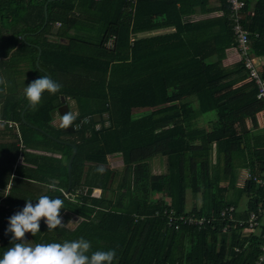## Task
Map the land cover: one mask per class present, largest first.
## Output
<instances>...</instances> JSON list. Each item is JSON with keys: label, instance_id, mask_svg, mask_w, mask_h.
<instances>
[{"label": "trees", "instance_id": "trees-1", "mask_svg": "<svg viewBox=\"0 0 264 264\" xmlns=\"http://www.w3.org/2000/svg\"><path fill=\"white\" fill-rule=\"evenodd\" d=\"M244 2L252 52L263 58L264 0ZM230 13L228 0H0V253L7 215L49 195L63 199V224L47 229L41 218L26 243L84 237L92 251L115 249L113 264H254L264 226L246 224L264 203L254 179L264 176V142L248 149L243 187L227 168L242 152L247 160V119L257 127L264 103L242 60L223 65L236 45ZM45 73L61 87L33 108L24 86ZM65 104L75 119L57 127ZM206 114H215L210 129L197 125ZM116 154L122 170L108 167ZM82 185L102 193L82 194ZM189 189L202 190L200 206L187 208ZM229 205L243 225L176 228L165 213L210 217Z\"/></svg>", "mask_w": 264, "mask_h": 264}, {"label": "clouds", "instance_id": "clouds-1", "mask_svg": "<svg viewBox=\"0 0 264 264\" xmlns=\"http://www.w3.org/2000/svg\"><path fill=\"white\" fill-rule=\"evenodd\" d=\"M61 85L49 74L38 76L24 86L23 93L29 104L35 108L46 90L54 94ZM75 119L71 112L61 115L62 126H68ZM103 172V168L97 169ZM63 208L61 196L41 195L33 203L25 200L23 207L7 218L5 234L11 233L6 251L0 253V264H113L115 249L91 250V243L84 237L63 242L26 243L25 233L34 236L40 231L41 218L47 229L62 225L59 215Z\"/></svg>", "mask_w": 264, "mask_h": 264}, {"label": "built area", "instance_id": "built-area-1", "mask_svg": "<svg viewBox=\"0 0 264 264\" xmlns=\"http://www.w3.org/2000/svg\"><path fill=\"white\" fill-rule=\"evenodd\" d=\"M228 2L230 4V18L232 21L236 41L235 48L237 49L241 60L244 63V67L248 73V80L255 82L257 86V97L264 103V77L262 76L257 57L252 52L250 32L242 22L245 2L244 0H228ZM10 125L16 126L14 123H10ZM248 176H250V174ZM254 179L256 183L264 189V176H256ZM236 211L237 209L234 206L229 205L216 216L210 217L198 216L194 213L176 215V211L172 208L169 211L165 210V213H168L169 215L170 226L174 225L176 228H179L181 224H186L201 229L206 224H211L214 226V223L217 220L234 221L236 222L233 225L234 227L243 225V221L237 220ZM246 225L250 231H257L261 225L264 226V203L250 213ZM223 230H227V227L225 226ZM258 233H260L263 242L260 246L261 253L258 255V258L254 264H264V228L260 229Z\"/></svg>", "mask_w": 264, "mask_h": 264}, {"label": "crops", "instance_id": "crops-1", "mask_svg": "<svg viewBox=\"0 0 264 264\" xmlns=\"http://www.w3.org/2000/svg\"><path fill=\"white\" fill-rule=\"evenodd\" d=\"M217 1L218 0H212L213 4H217ZM221 14H222L221 11H215V12H212V13L198 12V13L194 14L192 18L197 20V19H202V18H207V17H214V16H218V15H221ZM240 60H241V57H240L237 49L235 48V46H233V47H230V48L227 49L226 57L223 60V65L231 66V65H234V64L238 63ZM257 61H258L259 65L261 67L264 65V57L263 58H257ZM70 102L73 104V106H75V104L72 101H70ZM65 105L68 106V104H65ZM68 109H69L68 110L69 112L72 111V110H70L69 106H68ZM59 111L60 112H57L56 115L54 116L53 120H52V124L57 126V127L62 125L61 115H63L64 113L68 112L65 109H63V112L61 110H59ZM1 117L2 116L0 115V118ZM213 119H214V117H212V116L206 117V115H202V116H200L198 118L197 125L199 127L210 129L212 127ZM257 121H258V125H257V127H254L253 124H252V121L250 119H247V127L251 129V132L249 134V139H248V142H247V144H249L248 145L249 147L247 146V144L243 145V150L247 151L245 153V157L247 158V160L244 161V155H243L244 153L243 152H242V154L240 153V155L237 156V157H240L241 160L236 161L237 162V164H236L237 166L235 167L237 169V173L231 174L232 175L231 179L236 181V186H238V187H243L244 186V184H245V182L247 180V177L250 174V167L247 166V163L250 161L248 149H252V147L255 144V142H264V110H262V111L257 113ZM2 123H4V121H3V119H0V127L2 126L1 125ZM10 123H13V122H10ZM19 128H20V126L17 125L15 127H13V131L16 133ZM2 130L3 129L0 130V133H1ZM4 139H5L4 136H0V141L4 140ZM55 155L59 156L60 154H55ZM109 158H110V156H109ZM154 167H155V165H154ZM85 176H86V174H85ZM50 187H52V184L50 185ZM46 189H47V186H43L42 185L43 192H46ZM94 191H96V195L99 192L100 193L99 196L102 193V189H100V188L94 187ZM230 196H232V198H233V196L237 197V193L235 191H233V193H231ZM242 196H244V195H242ZM242 196H239V197H242ZM244 203L246 204V200L242 199L241 200V205L239 206V210H242L245 207ZM75 218L78 219V217H76V216H75ZM80 221H81V218L78 219V222H80Z\"/></svg>", "mask_w": 264, "mask_h": 264}, {"label": "rangeland", "instance_id": "rangeland-1", "mask_svg": "<svg viewBox=\"0 0 264 264\" xmlns=\"http://www.w3.org/2000/svg\"><path fill=\"white\" fill-rule=\"evenodd\" d=\"M109 44H111V41H110ZM210 116L215 118L214 114H206V117H210ZM239 160H241L240 157H235L233 159L232 167L229 166L227 168V171L231 172L232 174L233 173L234 174L237 173V169L235 167L237 166L236 165L237 164L236 161H239ZM109 162H111V163L109 164V166L108 165L107 166L110 167V168H113V169H117V170H122L123 165H124L123 159H122L120 154L110 155V161ZM241 199H244L247 202L248 197L246 195H244V196H242ZM203 200H204V197H203L202 190L199 193H197V194H195L191 189L188 190V192H187V207H188V209L189 208L191 209L196 204H198L200 206L203 203ZM240 205H241V201H240Z\"/></svg>", "mask_w": 264, "mask_h": 264}, {"label": "water", "instance_id": "water-1", "mask_svg": "<svg viewBox=\"0 0 264 264\" xmlns=\"http://www.w3.org/2000/svg\"><path fill=\"white\" fill-rule=\"evenodd\" d=\"M64 100H65V98H63V101H64ZM63 109H65L66 111L69 110L67 105H63V106L60 108V110H61L62 112H63ZM23 113H24V112H23ZM96 116H97L98 119L100 118L99 115H96ZM72 145H73L75 148H74V151H73V153H72V156H71L70 161H69V164H68L69 176L71 175L72 163H73V160H74V158H75V156H76V153H77V148H76L75 144H72ZM69 190H70V189L67 190V193H69ZM79 191H80V193H82V194H86V195H88V196H99V194H100V193L98 192V194L96 195V191H94V187H92V186H86V185H82V186L80 187V190H79ZM63 195H65V194H63ZM32 202L35 203L36 200H34V201H32ZM21 208H22V207H21ZM21 208H19V209L15 210V211L11 212L10 214H8L7 217L5 218L4 222H3V225H2V235H3V237H4L6 243L8 244L9 247H11V244L9 243V239H8L7 235L5 234V228H6V224H7V218H8L10 215H12L14 212L20 210ZM42 218H43V217H42ZM43 219H44V218H43Z\"/></svg>", "mask_w": 264, "mask_h": 264}]
</instances>
